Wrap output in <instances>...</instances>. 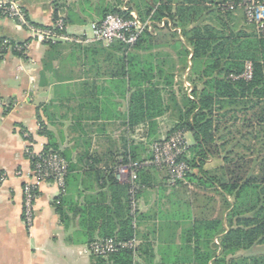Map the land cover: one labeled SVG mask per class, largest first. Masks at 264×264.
Segmentation results:
<instances>
[{
  "label": "crops",
  "instance_id": "1",
  "mask_svg": "<svg viewBox=\"0 0 264 264\" xmlns=\"http://www.w3.org/2000/svg\"><path fill=\"white\" fill-rule=\"evenodd\" d=\"M12 1L22 4L33 24L48 28L62 17L67 34L76 36H90L89 26L116 7L126 6L143 17L153 8L151 17L160 6L154 0ZM220 2L173 0L171 7L176 24L186 32L197 27L219 29L217 25L230 32L243 14L222 17L216 6ZM167 22L171 28L158 29L153 42L146 36L140 49L130 50L138 60L129 61L115 45L29 42V33L17 22L0 17V39L29 42L25 58L10 54L0 60V177L7 176L0 182V264L92 263L85 249L100 240L105 224L116 223L113 211L124 201L125 191L109 181L108 171L123 160L150 161L152 145L167 138L177 124L165 111L169 97L165 93L163 106L155 111L163 114L149 118L143 103L147 67L155 70V84L163 85L166 75L174 84L188 77L189 70H183L191 57L180 55L184 43L180 46L174 34L178 29L182 36V30ZM173 40L180 48L172 45ZM140 83L142 88L134 87ZM177 91L176 87L179 98ZM135 98L137 104L132 103ZM50 144L68 163L67 191L62 194L55 183H42L34 225L28 230L23 220L26 178L16 173L26 176L32 168L28 146L36 155ZM216 161L220 163L209 160L204 170L213 173ZM194 177L189 185L173 186L164 171L153 166L143 171L136 264H192L196 250L189 230L209 219V194L194 189L205 179L198 170ZM219 211L218 205L215 216Z\"/></svg>",
  "mask_w": 264,
  "mask_h": 264
},
{
  "label": "trees",
  "instance_id": "2",
  "mask_svg": "<svg viewBox=\"0 0 264 264\" xmlns=\"http://www.w3.org/2000/svg\"><path fill=\"white\" fill-rule=\"evenodd\" d=\"M172 1L154 0L155 5L160 3V6L153 16L149 17L153 11L151 8L147 13L148 17H139L143 20L151 18L155 23L167 19L173 26L181 28L185 43L178 39L183 44L180 55L186 60L191 57L190 65L184 68V72L189 70L187 81L191 82L192 90L190 93L180 90L178 93L181 96L178 98L175 88L183 82L174 84L172 79L169 80V75L160 71L163 77L166 75L165 83L155 84L152 82L155 70L147 67V88L143 103L148 117L151 118L163 114V111L155 112L157 106L162 104V92L169 96L165 111L170 112L177 120L169 136L182 131L191 134L194 140V145L188 147L182 158L191 171L187 179L192 181L195 178L194 171L198 170L205 179L201 185L210 187L209 189L214 190L221 199V212L218 216H215V208H210L209 219L189 230L195 239L196 250L192 264H264V254H247L264 246V143L257 148L252 145L246 147L245 150L249 151V154L253 151L256 153L257 157L253 158L251 155L236 152L235 148L239 147L240 142L235 143V137L229 139L233 135L232 129L240 122V115L246 117L253 112V118L244 120L242 127L257 129L246 134L240 130L239 133L242 137L250 135L253 139L264 141V36H258L254 31L249 33L242 28L231 29L227 33L224 29L219 31L212 27H197L186 32L181 23L176 24ZM216 6L218 8V5ZM131 11L133 10L129 9V12H124L122 8L116 7L107 14L129 17ZM220 13L222 17L233 16V13L229 12ZM166 25L168 26V22ZM146 36L152 42L155 40L151 33H145L132 48L123 44L115 46L124 50L125 60L136 61L138 57L130 53V50L140 49ZM18 55L25 58V55ZM148 60H151V57L145 58V61ZM247 62L253 65V78L250 81L233 80L231 76L237 77L244 73ZM134 87L142 88L143 85L135 84ZM135 100L132 101L133 104H137L138 100ZM49 151L58 150L50 144L44 152ZM188 153H191V157ZM29 157L33 163L35 159ZM211 159H221L225 163L219 176L204 170L205 164ZM123 163L127 161L123 160L115 165L106 176L112 184L119 185L125 195L122 197L123 205L119 206V210L115 208L113 211L116 223L109 222L104 225L105 230L103 229L98 238L100 240L128 241L136 234L130 214L129 186L120 183L115 176V168ZM145 169L139 171V195L143 188L141 175ZM208 203L216 202L209 198ZM61 205L62 202L58 201L59 214L63 215ZM136 252L138 249L120 250L108 257L92 256L91 264H136Z\"/></svg>",
  "mask_w": 264,
  "mask_h": 264
},
{
  "label": "built area",
  "instance_id": "3",
  "mask_svg": "<svg viewBox=\"0 0 264 264\" xmlns=\"http://www.w3.org/2000/svg\"><path fill=\"white\" fill-rule=\"evenodd\" d=\"M124 12H129L126 6L122 7ZM218 10L225 13L242 12L246 22L255 26L258 36H264V1L263 0H221ZM0 17L9 18L17 22L19 26L29 33L30 41L39 44H55L68 42L74 44H103L113 46L123 44L128 48L134 47L145 33L154 34L158 29L166 28L167 20L155 23L148 18L143 20L138 14L131 12L129 17L109 13L100 22L92 24V35H69L64 18H58L51 27H40L33 24L25 12L22 4L12 0H0ZM169 25V23H168ZM29 42H14L9 39H0V57L7 55H25ZM233 80L244 79L250 81L253 78V65L247 62L245 71L240 76H231ZM187 87L190 85L187 83ZM190 89V88H189ZM29 140L28 134H24ZM152 158L150 161L133 162L129 161L118 165L115 168L117 180L129 186V207L133 218L134 228L137 229L138 215L140 212L139 202V171L148 166H153L164 171L171 185L185 182L190 171L188 164L182 159L188 150L186 133L175 132L169 137L155 142L152 145ZM26 152L35 161L30 172L25 176L17 172V176L25 177L23 187V220L28 230L34 225L35 203L38 197L39 186L44 182H53L66 193V178L69 173V166L59 151L42 152L33 154L28 146ZM6 175L0 177V182L6 180ZM217 242V241H216ZM218 243V242H217ZM139 247V240L134 237L128 241L107 239L95 241L89 244L85 252L91 256L108 257L120 250L136 251Z\"/></svg>",
  "mask_w": 264,
  "mask_h": 264
},
{
  "label": "rangeland",
  "instance_id": "4",
  "mask_svg": "<svg viewBox=\"0 0 264 264\" xmlns=\"http://www.w3.org/2000/svg\"><path fill=\"white\" fill-rule=\"evenodd\" d=\"M218 9V8H217ZM238 13H242V12H237V13H233V15L235 16L236 14H238ZM243 18H244V16H243ZM235 22H236V24H235V27H233L232 29H236V30H238V29H241L242 28V30H245V31H247V32H249V33H252L253 31L254 32H256V28H255V26H252V25H249L248 23L247 24H245L246 23V20H245V18L244 19H242L241 17L240 18H238L237 20H235ZM173 27V26H172ZM217 27H219V29L218 28H216V29H218L219 31L221 30V29H224V28H220L221 26H218L217 25ZM171 27H169V29H170ZM174 29H175V27H174ZM224 31H225V29H224ZM227 33H229V32H227ZM255 34H257V33H255ZM88 35H92V28H91V26H89V28H88ZM176 36H177V38L181 41V42H183V43H185V38L183 37V35L182 36H179V31H178V29L176 30V34H175ZM182 37V38H181ZM169 41V40H168ZM180 41H178V44L180 45L181 44V42ZM177 43H176V41H172V45H174L175 47H178V48H180L179 47V45H178ZM181 46V45H180ZM184 71V70H183ZM189 84L190 86L189 87H187L186 86V84ZM190 88V89H189ZM177 92H179L180 90H183V91H185V92H187V93H190L191 92V90H192V86H191V82H189V81H187V79H186V81L184 80L183 81V83H182V85H179V87L177 86ZM252 115H253V112H251V113H249L246 117H245V115H240V122H238L237 123V125H236V127H234L232 130H233V135L232 136H230V138L229 139H232V138H236L235 139V143H237L238 141L240 142V145H239V147H236L235 148V151L236 152H242V154H247L248 156H252L253 158H255V157H257L256 156V153L254 154V151L252 152V153H250L249 154V151H246L245 149H246V147L247 146H253V148H257V147H260V145H261V143H264V141H259L258 139H253V137H251L250 135H245L244 137H242V135L239 133V131L241 130L244 134H246V132H251L253 129H257V128H244V127H242V124H244L243 122H244V120H249V119H251V118H253L252 117ZM254 126V125H253ZM257 132V131H256ZM263 139H264V137H263ZM186 140H187V143L188 144H191L192 142H193V138H192V136L191 135H187L186 136ZM234 144V143H233ZM189 146V145H188ZM230 146H232V145H230ZM188 155L191 157V153H188ZM225 165V163L220 159V163L218 162V161H216V163L215 164H213L212 166H213V173H215V176L217 175V176H219L220 174H222V172H221V169H222V167ZM180 183H188L187 185H189V182H188V179H186V181L185 182H180ZM179 183V184H180ZM210 188V187H209ZM208 187H206V188H204V186L203 185H200V184H198V185H194V189H197V190H205L206 191V193L207 194H209V195H207V196H209V198H213L214 200H215V202L216 203H208V207H209V209L211 208H215V210H217V206L219 205V207H220V211H219V213L221 212V199H220V197L215 193V191L214 190H212V189H209ZM193 193H194V191H193ZM208 198V199H209ZM219 202V203H218ZM216 212V211H215ZM248 255H260V254H264V246H262V247H259V248H257V249H255V251H253V252H250V253H247Z\"/></svg>",
  "mask_w": 264,
  "mask_h": 264
}]
</instances>
